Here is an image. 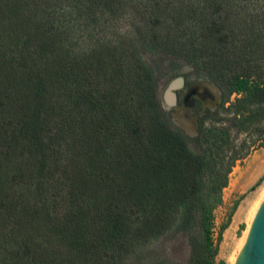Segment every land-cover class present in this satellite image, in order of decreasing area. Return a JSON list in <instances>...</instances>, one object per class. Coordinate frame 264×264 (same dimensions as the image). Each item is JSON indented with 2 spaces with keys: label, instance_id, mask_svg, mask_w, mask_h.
<instances>
[{
  "label": "trees",
  "instance_id": "1",
  "mask_svg": "<svg viewBox=\"0 0 264 264\" xmlns=\"http://www.w3.org/2000/svg\"><path fill=\"white\" fill-rule=\"evenodd\" d=\"M176 78L178 106L218 92L193 136ZM263 147L264 0H0V264H224L214 211ZM179 237L184 263L159 250Z\"/></svg>",
  "mask_w": 264,
  "mask_h": 264
},
{
  "label": "rangeland",
  "instance_id": "2",
  "mask_svg": "<svg viewBox=\"0 0 264 264\" xmlns=\"http://www.w3.org/2000/svg\"><path fill=\"white\" fill-rule=\"evenodd\" d=\"M127 1L130 2L131 0ZM127 12H130V10ZM131 22H133L131 15H124L120 24L124 29L129 27ZM189 73L191 74V69L189 67H184V74ZM190 77L194 78L193 75ZM168 85L161 91L160 95L163 108L172 112V121L177 127L190 136L195 135L194 119L192 117H188L187 113L190 111L195 98L200 99L205 107L212 108L214 103L218 100V92L216 88L207 82H196L192 79L189 88L185 89L182 93L183 104L178 106L176 104L175 94L177 91L182 89L183 80L181 81L180 86L172 91L173 101L165 98L169 87ZM259 154H264V150L258 149L253 151L244 161L236 164L232 171L233 174L230 175L231 181L229 182L227 188L223 190L222 203L214 211L213 237L215 242L218 244L217 261H222L224 264H230V260L237 256V253L244 243L256 205L264 196V167L260 171L256 172L252 177L250 176L251 180L249 179L246 183L244 181V177H249V170L244 171L246 163L250 158ZM260 160H264V155L260 157ZM237 172H241L242 177H240L238 182L235 184L233 179L234 174ZM236 202L238 205L236 209H233ZM229 217H231L230 223L222 232L221 238L218 239L219 230L221 226L227 223ZM156 247H159V245ZM148 249H150V246ZM159 250H163L167 259L175 263H184L188 259V245L186 240L182 237L162 242ZM142 253H144L143 249L140 253L138 252L129 257L126 261H124V264H136L137 255H141ZM145 255L141 260L142 264H145L148 259H145Z\"/></svg>",
  "mask_w": 264,
  "mask_h": 264
},
{
  "label": "water",
  "instance_id": "3",
  "mask_svg": "<svg viewBox=\"0 0 264 264\" xmlns=\"http://www.w3.org/2000/svg\"><path fill=\"white\" fill-rule=\"evenodd\" d=\"M181 79L173 80L168 86L176 83L174 87L176 89L180 86ZM234 264H264V198L256 210Z\"/></svg>",
  "mask_w": 264,
  "mask_h": 264
},
{
  "label": "crops",
  "instance_id": "4",
  "mask_svg": "<svg viewBox=\"0 0 264 264\" xmlns=\"http://www.w3.org/2000/svg\"><path fill=\"white\" fill-rule=\"evenodd\" d=\"M261 150H264V148H261ZM262 155H264V154H259V155H256V156H253L252 158H250L249 160H248V162L246 163V165H245V169H244V171H247V170H249V174H248V178L247 177H244L245 178V183L246 182H248V180L250 179L251 180V177L256 173V172H258V171H260L263 167H264V160H260V157L262 156ZM250 156V155H249ZM245 160V159H244ZM243 160V161H244ZM254 169V170H253ZM238 173V172H237ZM237 173H235L234 174V179H233V181H234V183L236 184L237 182H238V180L240 179V177H242V174H241V172H239L238 173V175H237ZM243 173H245V172H243ZM233 173H231V175H232ZM251 176V177H250ZM230 181H231V178H230ZM229 181V182H230Z\"/></svg>",
  "mask_w": 264,
  "mask_h": 264
},
{
  "label": "bare ground",
  "instance_id": "5",
  "mask_svg": "<svg viewBox=\"0 0 264 264\" xmlns=\"http://www.w3.org/2000/svg\"><path fill=\"white\" fill-rule=\"evenodd\" d=\"M175 85H176V83H173L171 86L168 87L167 92H166V96H165V98H166L167 100L173 101V94H172V91L174 90ZM263 198H264V196L260 199V201H259L258 204L256 205V208H255V210H254V212H253V214H252L251 222H252L253 217H254V215H255V213H256V210H257L258 206L260 205L261 201L263 200ZM242 211H243V210H242ZM239 216H240V215H239ZM250 224H251V223H250ZM249 228H250V225H249ZM249 228H248V230H249ZM247 233H248V232H247ZM246 236H247V234H246ZM245 238H246V237H245ZM244 241H245V240H244ZM241 247H242V246H241ZM235 258H236V257H234V258H232V259L230 260V264H234V262H235Z\"/></svg>",
  "mask_w": 264,
  "mask_h": 264
}]
</instances>
